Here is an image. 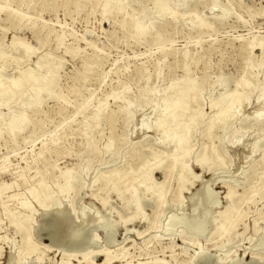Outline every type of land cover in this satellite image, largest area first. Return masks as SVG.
Returning a JSON list of instances; mask_svg holds the SVG:
<instances>
[{
  "label": "rangeland",
  "instance_id": "1",
  "mask_svg": "<svg viewBox=\"0 0 264 264\" xmlns=\"http://www.w3.org/2000/svg\"><path fill=\"white\" fill-rule=\"evenodd\" d=\"M123 1L0 0V91H15L0 98V264H264V0ZM31 72L39 98L13 90ZM234 91L245 104L221 123L211 106ZM166 98L186 104L163 145ZM47 213L77 249L42 235Z\"/></svg>",
  "mask_w": 264,
  "mask_h": 264
},
{
  "label": "bare ground",
  "instance_id": "2",
  "mask_svg": "<svg viewBox=\"0 0 264 264\" xmlns=\"http://www.w3.org/2000/svg\"><path fill=\"white\" fill-rule=\"evenodd\" d=\"M125 1V0H124ZM123 1V2H124ZM168 1V0H167ZM178 1V0H177ZM177 1H174V2H177ZM180 1V0H179ZM109 2V1H108ZM173 2V3H174ZM182 2H183V0H182ZM110 3V2H109ZM108 3V4H109ZM117 3V6H118V2H116ZM177 3H179V2H177ZM185 3H187V2H184V4ZM168 4V3H167ZM175 5H176V3H174ZM180 4L182 5L183 3H181L180 2ZM105 5V4H104ZM103 5V6H104ZM107 5V4H106ZM113 5V4H112ZM124 5V4H123ZM160 5V4H159ZM161 5H162V3H161ZM179 4H177L176 6H178ZM180 5V6H181ZM108 6V5H107ZM110 6V5H109ZM151 5H148V7H150ZM156 6V5H155ZM163 6V5H162ZM168 7H169V5H167ZM179 6V7H180ZM183 6V5H182ZM106 7V6H105ZM157 8H159L158 6H156ZM129 8V7H128ZM155 8V7H154ZM164 8V7H163ZM79 9V8H78ZM151 9H152V7H151ZM160 9V8H159ZM158 9V10H159ZM209 9V8H208ZM211 9V8H210ZM154 10V9H153ZM156 10V9H155ZM154 10V11H155ZM162 10V9H161ZM146 11V10H145ZM144 11V12H145ZM157 11V10H156ZM163 11V10H162ZM161 11V12H162ZM167 11V10H166ZM208 12H211V11H208ZM136 13V12H135ZM158 13H159V11H158ZM188 13V12H187ZM212 13V12H211ZM214 13V12H213ZM212 13V14H213ZM215 13H218V12H215ZM214 13V14H215ZM154 14V13H153ZM154 15H156V14H154ZM158 15V14H157ZM160 15V14H159ZM159 15L157 16V17H159ZM182 15V14H181ZM217 15V14H216ZM143 16H144V14H143ZM151 16V15H150ZM172 16H174V13H172ZM219 16H221V15H219ZM134 17H136V16H134V14H133V18ZM153 17V16H152ZM149 18V17H148ZM191 18V17H190ZM193 18V17H192ZM195 18V17H194ZM143 19V18H142ZM152 19H154V18H152ZM145 20V19H144ZM191 20V19H190ZM192 20H194V19H192ZM143 22V21H142ZM149 22H151L150 20H149ZM153 22V21H152ZM193 22V21H192ZM139 23V22H138ZM137 23V24H138ZM144 23H145V21H144ZM146 24V23H145ZM140 26H142V25H140ZM145 26V25H144ZM149 27H150V24H149ZM148 28V27H147ZM151 28V27H150ZM15 44V43H14ZM13 44V45H14ZM259 46L260 47H264V41H261L260 43H259ZM20 47V46H19ZM32 47V46H31ZM29 47L27 46V45H24V51H25V53H27L28 51H29ZM16 52V51H15ZM31 54H33V53H31ZM20 59V58H19ZM48 59V58H47ZM44 60V59H43ZM37 63V62H36ZM251 64H252V62H251ZM261 64V63H260ZM31 67V66H30ZM36 67V66H35ZM255 69H257L256 67H254ZM259 68V67H258ZM32 69V68H31ZM35 69V68H34ZM46 69V68H45ZM252 71H254L253 70V66H252ZM27 73V72H26ZM26 73H24V74H26ZM256 73H258V71L256 72ZM259 74V73H258ZM263 74H264V72H263ZM262 74V75H263ZM157 76V75H156ZM220 77V76H219ZM218 77V78H219ZM259 77V76H258ZM257 77V78H258ZM17 78V77H16ZM19 78V77H18ZM13 79L12 81H13V90H18V89H24V88H29V89H31L32 91H33V95H34V97H37V98H39V96L41 95V77L40 76H35V74L33 73V72H31V73H28L24 78H22V79ZM221 78V77H220ZM264 78V77H263ZM262 78V79H263ZM11 80V79H10ZM219 80V79H218ZM221 81H222V79H220ZM149 81V80H148ZM260 81H262V80H260ZM195 82V81H194ZM194 82L192 83V84H194ZM218 83H219V81H217ZM224 82V81H223ZM264 82V81H263ZM10 83V84H11ZM221 83V82H220ZM11 84V85H12ZM250 84V83H249ZM221 85H222V83H221ZM248 85V84H247ZM173 86V85H172ZM219 86H220V84H219ZM228 86V85H227ZM249 86V85H248ZM154 87V86H153ZM156 87V86H155ZM155 87H154V89H155ZM221 87H223V86H221ZM261 87V86H260ZM12 88V87H11ZM146 88V87H145ZM170 88V87H169ZM172 88V87H171ZM195 88V87H194ZM220 88V87H219ZM248 88V87H247ZM8 89V88H7ZM28 89V90H29ZM157 89V88H156ZM193 89V88H192ZM196 90L198 89L197 87L195 88ZM10 90V89H9ZM227 90V89H226ZM250 90H252L251 88H250ZM258 90H261V89H258ZM157 90H155V92H156ZM159 91V90H158ZM161 91V90H160ZM171 91H173V92H177L178 90L176 89V88H172V90ZM253 91V90H252ZM256 91V90H255ZM262 92H263V96H264V87H263V90H261ZM14 92L15 91H4V90H1L0 91V98L2 97V96H7V95H12V96H14L15 94H14ZM154 92V93H155ZM167 92H168V89H167ZM180 93V92H179ZM158 94V93H157ZM156 93H155V95H157ZM160 94H161V92H160ZM164 94V93H163ZM177 94V93H176ZM181 94H182V92H181ZM258 94V93H257ZM24 95H26V94H24ZM147 95V94H146ZM165 95V94H164ZM178 95H180V94H178ZM253 95V94H252ZM260 95H262V94H260ZM259 94L257 95V96H260ZM112 96H113V94L111 95V98H112ZM174 96V95H173ZM220 96V95H219ZM251 96V93H250V95H249V97ZM263 96H261L263 99H262V102L261 103H264L263 102V100H264V97ZM119 97V96H118ZM167 97V96H166ZM172 97V96H171ZM171 97H169V98H171ZM177 97V96H176ZM179 97V96H178ZM260 97V98H261ZM3 98V97H2ZM26 98V96L24 97V99ZM28 98V97H27ZM26 98V99H27ZM36 98V99H37ZM107 98H109V97H107ZM154 98H156V97H154ZM158 98H159V96H158ZM164 98V97H163ZM169 98H166V101H164L163 103H162V101L161 102H159V103H162V106L163 107H161V108H158L157 107V105H154V106H156L157 108H156V110H155V107H153L152 109H154L153 111H158L159 109H162V110H159L160 112H159V116L156 114V112H155V114L159 117L158 119H155V118H157V116L153 119L155 122H153V120H152V122L154 123V126H155V128L156 129H158V130H160V131H162L160 134V136L159 137H161V138H158V139H160L159 141H160V143L161 144H167V141H168V138H169V136H168V131L166 132V130H164L165 128H166V124H170L169 125V127H171V125L173 124V123H176V118H177V116L179 115V110L180 109H182L184 106H185V104H186V100H182L181 102H179V103H174L173 104V102H170V101H167V99H169ZM22 99V98H21ZM29 99H30V97H29ZM29 99H27V100H29ZM35 99V98H34ZM35 99V100H36ZM150 99H151V97L149 98V101H150ZM162 99V98H161ZM172 99H174L173 97H172ZM183 99V98H182ZM213 99H215V98H213ZM256 99H258V98H256ZM32 100V99H31ZM145 100V99H144ZM153 100V99H152ZM195 100V99H194ZM246 100V99H245ZM249 100H251L250 98H249ZM260 100V99H259ZM25 101V100H24ZM30 101V100H29ZM154 101V100H153ZM172 101V100H171ZM177 102H178V100H176ZM243 100H242V97H240V96H238L237 94H236V92L234 91V92H232V93H230V94H228V95H226V96H224V97H222L221 98V100L219 101V102H217L216 104H214V105H212L211 106V108L212 109H214V108H217L218 107V111L217 112H219V116H218V118H217V121H219V122H221V123H223L225 120H228V119H230L232 116H231V113L232 112H236L235 114H238L239 115V113H237L238 111H240L239 109H240V106H241V102H242ZM248 101V100H247ZM261 101V100H260ZM10 102V101H9ZM36 102H38V101H36ZM148 102V101H147ZM244 102V104H245V101H243ZM26 103H27V101H26ZM28 103H30V102H28ZM27 103V104H28ZM32 103V102H31ZM132 103V102H131ZM154 102H152V104H153ZM157 103V102H156ZM134 104V103H133ZM146 105H147V103H145ZM151 104V103H150ZM149 104V105H150ZM151 104V105H152ZM248 104V103H247ZM32 105V104H31ZM145 105V106H146ZM148 105V106H149ZM129 106V105H128ZM153 106V105H152ZM151 106V107H152ZM264 106V105H263ZM242 107V106H241ZM141 109V108H140ZM158 109V110H157ZM10 110V109H9ZM198 110V109H197ZM263 110V109H262ZM152 111V112H153ZM214 111V110H213ZM138 112V111H137ZM216 112V113H217ZM261 112V111H260ZM262 112H264V111H262ZM213 113V112H212ZM215 113V112H214ZM213 113V114H214ZM211 114V113H210ZM264 114V113H263ZM8 115V114H7ZM129 115H131V114H129ZM182 115V114H181ZM180 115V116H181ZM155 116V115H154ZM203 116V115H202ZM213 116V115H212ZM264 116V115H263ZM20 120H16V118L15 119H13V120H11L10 121V123H9V128L11 129V130H15V129H17L18 128V121H22V115L21 114H19V117H18ZM131 118V117H130ZM132 118H134V117H132ZM264 118V117H263ZM203 119V118H202ZM239 119V118H238ZM131 120V119H130ZM248 120V119H247ZM264 120V119H263ZM216 121V122H217ZM131 122H132V120H131ZM200 121L198 120V119H196V120H193L192 121V123L190 124V125H187V126H178L177 127V129H178V132L180 133V135H179V137H177V135L175 136V137H177V138H172V139H170V141L169 142H171L172 143V145H174V148H173V150H177V149H179L178 148V146H180V145H183V144H186L187 143V141H188V139L190 138V135H191V133H192V129L194 128V126H196L198 123H199ZM152 123V124H153ZM215 123V122H214ZM151 124V123H150ZM152 124H151V127H152ZM216 124V123H215ZM217 125V124H216ZM262 125V124H261ZM148 126V125H147ZM151 127H150V129H151ZM238 127V126H237ZM247 127V126H246ZM211 128V127H210ZM224 129H225V127H223ZM239 128V127H238ZM240 129V128H239ZM242 129V128H241ZM148 130H149V128H148ZM168 130V129H167ZM159 131V132H160ZM246 131V130H245ZM248 131V130H247ZM246 131V132H247ZM158 132V131H157ZM156 132V134H159V133H157ZM171 132V131H170ZM234 132V131H233ZM240 132V134H241V131H239ZM174 133V132H173ZM242 133H244V131L242 132ZM239 134V135H240ZM243 135V134H242ZM241 135V136H242ZM246 134H244L243 136H245ZM241 136H239L240 138H241ZM172 137V136H171ZM212 137H213V134H212ZM239 138V139H240ZM238 139V140H239ZM231 141H232V139H231ZM230 142V141H229ZM149 143V142H148ZM233 143H235V142H233ZM231 145H232V143H231ZM256 144H254V146H255ZM256 147V146H255ZM108 150L110 149V147H108L107 148ZM184 155H186V151H184V153H183ZM155 155V154H154ZM206 155V154H205ZM156 160V159H155ZM210 160V159H209ZM180 162V161H179ZM205 160L204 159H201L200 161H199V164L201 165V166H203L204 164H205ZM210 163V162H209ZM208 164V163H207ZM209 166V165H208ZM138 170V169H137ZM153 170V169H152ZM148 172V171H147ZM146 175V174H145ZM148 175V174H147ZM145 177V176H144ZM73 178V177H72ZM138 180V179H137ZM68 182V181H67ZM70 182V181H69ZM141 183H143L142 181H141ZM148 183V182H147ZM151 183V182H150ZM69 184V183H68ZM72 184V183H71ZM70 184V185H71ZM140 184V183H139ZM138 184V185H139ZM69 185V186H70ZM141 185H143V184H141ZM152 185V184H151ZM160 185V184H159ZM146 186V185H145ZM147 187V186H146ZM151 187V186H150ZM70 188V187H69ZM111 188H112V186H111ZM153 188V187H152ZM71 189V188H70ZM131 189V188H130ZM144 189H146V188H144ZM203 190H205V192L204 193H207V199H208V201H210L211 200V196H212V191H211V189L208 187V186H206L205 185V187H203ZM130 191V190H129ZM146 191H147V189H146ZM60 192V191H59ZM180 192V191H179ZM55 193V192H54ZM53 193V194H54ZM119 193V192H118ZM181 193V192H180ZM182 194V193H181ZM60 195V194H59ZM130 195H133V190H131V192H130ZM214 195V194H213ZM63 196V195H62ZM130 198V197H129ZM231 199V198H230ZM43 201V200H42ZM130 201L134 204L135 202L133 201V199L131 200L130 199ZM106 202V201H105ZM66 203H67V201H66ZM210 203V202H209ZM68 204V203H67ZM128 204V203H127ZM129 204H131V203H129ZM128 204V205H129ZM216 204V203H215ZM229 205V204H228ZM231 205H232V203H231ZM26 207V206H25ZM128 207H130V206H128ZM136 207V206H135ZM66 215V214H65ZM141 215V214H140ZM63 217H64V215H63ZM62 216H60V214L59 213H52V214H50V213H47L46 214V216H45V219H44V221H45V227H44V231H43V233H42V235L44 236V237H46L49 241H50V244L51 245H55V244H57V247H58V245H63L64 247H67L66 249H77L78 248V243H77V241L76 240H74V239H67V237L65 238V240L64 239H62L61 238V235H64V229H66V224H65V221H67V220H65V218H63ZM67 218V217H66ZM128 219V218H127ZM131 219V218H130ZM129 220V219H128ZM142 220V219H141ZM129 222V221H128ZM122 224H123V222H122ZM185 226H187L189 229H190V231L193 233V235H200L201 233H203V231H204V225L201 223V222H193L192 220H187V221H185ZM175 224H174V221H173V219H169V222L167 223V228H166V232L167 231H169L170 229H171V227H173ZM220 226V225H219ZM99 228H101V229H106V228H109V224L107 223V224H105V223H101L100 224V226H99ZM67 231V230H66ZM223 232L225 233V230H223ZM222 234V233H221ZM220 234V235H221ZM263 234H264V232H261L260 234H259V236H258V241H259V243L256 245V249L255 250H253V247H251V249H250V251H257V250H259L258 248H262L263 246H264V237H263ZM107 241H110L111 239H112V237H113V234H110V232H108L107 234ZM223 245V244H222ZM80 247V246H79ZM223 248H225V247H221V249H223ZM264 248V247H263ZM262 248V249H263ZM200 251L199 252H197L195 255H196V258L197 259H199L200 261H203V263H205V262H207V261H209V256L206 254V252L202 249V248H200L199 249ZM122 252V251H121ZM117 257V256H116ZM105 259V262H104V264H108L110 261H111V258H109V257H106V258H104ZM78 261V260H77ZM218 262H220L221 264H243L242 262H241V260L240 259H236V258H234V257H230V256H228V258L227 259H221V258H218ZM69 263H70V261H69ZM192 264H193V262H192ZM249 264H261V263H259L257 260H255V259H252L250 262H249Z\"/></svg>",
  "mask_w": 264,
  "mask_h": 264
}]
</instances>
